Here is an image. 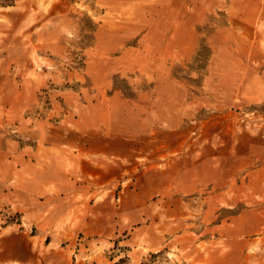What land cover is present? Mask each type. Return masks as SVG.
I'll return each instance as SVG.
<instances>
[{
  "label": "rangeland",
  "instance_id": "obj_1",
  "mask_svg": "<svg viewBox=\"0 0 264 264\" xmlns=\"http://www.w3.org/2000/svg\"><path fill=\"white\" fill-rule=\"evenodd\" d=\"M76 158L94 264H264V0H0V237Z\"/></svg>",
  "mask_w": 264,
  "mask_h": 264
},
{
  "label": "crops",
  "instance_id": "obj_2",
  "mask_svg": "<svg viewBox=\"0 0 264 264\" xmlns=\"http://www.w3.org/2000/svg\"><path fill=\"white\" fill-rule=\"evenodd\" d=\"M101 150L104 154L112 153L108 145L102 146ZM90 153L93 155V145L90 146ZM75 161L72 168H62L59 173L74 177L64 178L65 184L53 190L60 194V209L57 215L59 229L39 236L44 239L40 254L38 253L40 247L34 241V235L7 233L1 236L0 264H94L93 177L99 183L103 179H98V176L112 172L93 166V161L88 163L80 158H76ZM109 167L112 168L110 165L107 166ZM36 193L35 190H15L13 196H22L31 201ZM54 198L49 194L47 200L51 202ZM72 206L76 209H71ZM79 206L81 208L85 206L87 209L82 211L81 208L77 209ZM51 217L47 221H55Z\"/></svg>",
  "mask_w": 264,
  "mask_h": 264
}]
</instances>
